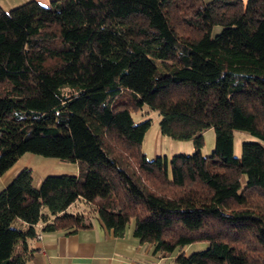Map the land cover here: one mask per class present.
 Listing matches in <instances>:
<instances>
[{
    "label": "trees",
    "instance_id": "obj_1",
    "mask_svg": "<svg viewBox=\"0 0 264 264\" xmlns=\"http://www.w3.org/2000/svg\"><path fill=\"white\" fill-rule=\"evenodd\" d=\"M196 151L147 160L150 120ZM215 145L202 156V134ZM235 131L244 141L234 155ZM25 154L78 166L0 191V264L99 220L174 264H264V0H51L0 9V177ZM242 177L244 180H242ZM77 202L80 210L69 212ZM21 242V250L14 251ZM206 242L186 256L183 248Z\"/></svg>",
    "mask_w": 264,
    "mask_h": 264
},
{
    "label": "crops",
    "instance_id": "obj_2",
    "mask_svg": "<svg viewBox=\"0 0 264 264\" xmlns=\"http://www.w3.org/2000/svg\"><path fill=\"white\" fill-rule=\"evenodd\" d=\"M16 1L24 3L30 0ZM211 1L213 0H204L206 3ZM4 3L7 2L0 0L1 7L5 5ZM26 167L28 168V164H20L18 160L0 177V191ZM31 246L37 249L31 264H161L163 262L162 258H156L152 254L151 245L141 243L133 236V226L126 229L124 235L120 237L96 219L93 220L91 227L72 234L61 231L44 232L37 241L31 243Z\"/></svg>",
    "mask_w": 264,
    "mask_h": 264
},
{
    "label": "rangeland",
    "instance_id": "obj_3",
    "mask_svg": "<svg viewBox=\"0 0 264 264\" xmlns=\"http://www.w3.org/2000/svg\"><path fill=\"white\" fill-rule=\"evenodd\" d=\"M7 3H4L0 9L3 11H9L12 8H15L23 2L20 3L16 0H4ZM31 1V0H30ZM34 1V0H33ZM41 4H49L51 0H40ZM43 1V2H42ZM28 2V1H26ZM38 2V1H36ZM247 0H243V3L246 4ZM25 3V1H24ZM39 3V2H38ZM132 119L135 124L141 123L145 120H150L151 126L145 134L144 140L141 143L140 151L144 154L147 160H153L158 156L166 157L170 160L174 155L185 154L190 155L196 151L194 141L189 140H176L168 136L162 135L160 132V116L157 111L143 106L141 109L136 111H131ZM203 143L200 149L202 156H207L211 154L215 145V133L212 128L207 129L203 134ZM244 141H257L256 138L251 136L247 132L235 131L233 135V144H234V155L239 157L241 154V144ZM19 163L26 165L32 170L33 185L38 187L42 179L47 175H60V174H70L75 175L78 173V166L72 162H63L54 158H47L40 155L25 154L19 159ZM242 180L244 178L242 177ZM83 205L79 202L72 205L68 211L75 212L80 210ZM134 227V220L130 219L127 229ZM20 241L15 244L14 251L17 253L21 250ZM33 243V242H31ZM30 243V244H31ZM206 242H197L191 245H188L183 248V252L186 256L190 255L193 252L204 250L207 247ZM176 252H174L169 257L163 259L161 264H174V257Z\"/></svg>",
    "mask_w": 264,
    "mask_h": 264
},
{
    "label": "built area",
    "instance_id": "obj_4",
    "mask_svg": "<svg viewBox=\"0 0 264 264\" xmlns=\"http://www.w3.org/2000/svg\"><path fill=\"white\" fill-rule=\"evenodd\" d=\"M41 264H47V263H41Z\"/></svg>",
    "mask_w": 264,
    "mask_h": 264
}]
</instances>
